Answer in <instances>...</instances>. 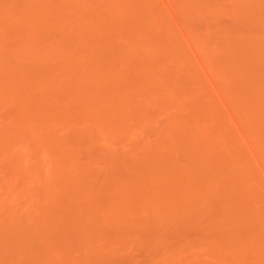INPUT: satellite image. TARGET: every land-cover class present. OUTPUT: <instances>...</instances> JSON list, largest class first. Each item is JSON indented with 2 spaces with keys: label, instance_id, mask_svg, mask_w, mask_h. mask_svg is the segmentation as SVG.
Masks as SVG:
<instances>
[{
  "label": "bare ground",
  "instance_id": "1",
  "mask_svg": "<svg viewBox=\"0 0 264 264\" xmlns=\"http://www.w3.org/2000/svg\"><path fill=\"white\" fill-rule=\"evenodd\" d=\"M51 1L52 0H31L29 1V4H25V5L21 4V6L24 7H21L20 8L21 10L19 9V11H16L15 14L10 13L12 15L8 14L9 13L8 11H10L11 8L13 7L12 5L11 7L8 4L9 1H7L8 3L6 2L7 4L5 3L3 4L2 2L3 5L0 3V10L2 11V13L0 14V115L1 112L2 113L5 112L4 111L5 108L6 110H8L7 109L8 107L10 108V110H13V114L10 116L14 117V119H12L8 113H4L6 115L8 114V118H10V120L11 119L13 120L12 123L9 122L10 124H12L11 129L13 131L12 130H10V132L6 131L7 129L6 128L4 129V127L6 126L4 127L1 126L0 128V129L3 128L5 130V131L3 130L0 131V133L2 131L4 133L1 134L0 136V159L5 161L4 163L3 161H0V163H2L0 164V166L2 169V167L4 168V166L2 165L6 163L4 169L5 170L8 169L11 172L13 171V173L16 171L15 172L16 175L18 173L17 171L25 172L24 174L26 175L27 179L25 178L26 181L24 180L25 181V183L23 182L24 185L18 186L20 191L17 190H16L17 192L15 191L14 187L16 188L17 186H15L14 184H10V183L8 184V185H14L13 187L14 190L12 188L10 189L9 188L10 186L7 187V185L6 184L5 185L6 188L10 189V193H11L10 195L14 196V192H16V195H18V193L20 195L24 194L25 197H27L26 199L29 202V204L32 205L33 203L30 202H35L34 205L31 206L32 208L30 210V214L26 215V218L28 217L29 219L27 218L26 221V218L21 216L25 218L24 221H26L27 223L29 222L31 224V220L36 219L32 221V224L34 223L36 225V223L39 221L38 218L41 217L40 215L43 216L46 215L45 212L48 210L47 208L50 207V205H54L55 203L57 204V206L59 205L58 207L60 209V214L57 215V217L55 215V217L58 218V216H60L62 219H64L63 221H61L62 219L61 220L59 219V221H61L62 223L65 222L63 223L65 229L63 228L62 231L63 240L61 238L62 235L60 233V238L58 239H60L61 244L59 245L58 242H56L57 244H55V246L54 244L53 245L51 244L52 248L54 246V248L56 247L57 249L56 248L52 249L50 247L49 249L52 251L51 253L50 250L47 251L44 249L45 250L44 251L43 247L41 246L42 250L40 251L42 253L41 255L39 254V256L35 254L36 251H33L34 249L32 250V248L29 245H27L29 244L30 240L32 241V239L30 238L27 239L28 243L25 240L26 244H24L23 246L21 245L17 246L18 243L21 242L22 240V237L19 236L22 235L21 233H24L23 228L30 226V224H26L24 221L23 223H19V220H23V218L20 217L18 218L19 220L15 221L18 216L15 215L16 213L13 214L14 211L10 210L11 212L7 213V215L5 214L6 216H4V218H2L3 215L1 213L2 216H0L1 217L0 220L3 222L2 224V222L0 221L2 224L1 226L4 225L3 227L5 228V225H8L9 227L10 225L12 226L15 225L16 227L14 229L16 230L15 232L11 233L12 230L9 229V227L7 226L10 232L9 234L11 235L8 236L9 238L7 241L5 239H2V241L4 240V242L2 243L3 249L4 247H6L5 245H7V247L11 246L10 248L13 249L12 248L13 243L14 244L17 243L16 248L17 247L24 248V246L27 245L25 246V249H27L29 246V250L31 249L33 251V257L31 252L27 253V255L29 256L27 255L25 256H27L30 261H31L30 257L33 258L32 261L30 262L28 259H24L19 262L16 261L17 264H37V263L49 264L50 261L49 258H52L51 256H49V254L53 255V253L56 251L54 253L55 255H53L56 257L57 251H59L60 253L61 251L60 249L62 248L64 249L66 246H67L66 249H69L70 251L71 249L68 247V244H70L69 241L70 239H72V241L76 239L75 240L76 243H74L75 241H73L75 247L74 244L72 243L71 244L73 245L72 248L73 252L78 251L79 254L77 252H74L76 253L75 255H77L75 256L73 253L74 257L72 256L69 257L67 255L68 259L65 261L66 264H100V263L102 264L103 262L102 260H105V258L108 255L110 256V254L115 250L120 249V247L122 246L124 247L123 242L126 241L125 239L130 238V236L133 237L132 235L136 234L135 232L136 230L143 228H149V229L152 228L156 232L154 234L153 239L151 237L150 240L151 241L153 240L152 241L153 244L159 245V242L163 240L162 237L165 236L164 233L166 232L168 233L169 226L171 228L172 226H174L172 224L180 225L182 224V222L186 220V218H189V216L190 217L194 216L197 219L200 218L201 220L200 219L198 220H200L202 224L203 221H205L206 225H208L207 226L208 229L209 227L212 226L211 229L214 230L213 229L214 227L215 230L211 235L213 236L214 234H216L214 235L215 237H213L211 240L208 239L209 241H206L207 238H205L203 239V241L205 240L206 242L204 241L202 243L201 241L200 242L198 241L197 243L194 239H193L194 241H190L192 244L188 242V240H186L187 243L186 241L185 242L182 241L184 242V244H182L177 248L172 247L173 249L170 248V246H166L168 245L169 242L165 245L164 244L165 240H164L162 241L163 243L162 245L170 249V251H168L169 255L165 254L166 256L165 257L163 254L165 251L161 253L163 249L161 251L160 247L158 246L156 247L155 245L152 244V247L155 246L156 248L160 249V251L158 250L159 252L157 251L158 252L157 255L161 254L162 257L163 258L165 257L166 259L167 256H170L173 253L174 255L173 254L172 255L174 258L170 256L171 261L172 259L173 260L176 258L179 259L180 256L183 258L185 257V259H183L185 261L181 260L182 259L181 257H180V261H178V259L174 260L175 261L174 263L177 264L179 262L181 263L186 262L187 259L186 257H190L185 255L188 253L190 254L192 253L194 255L196 254L195 257H193L194 255L192 256L193 258L196 259L195 262H197L198 260L199 261L201 260V262H203L202 258L205 255L204 256L201 255L203 256L201 258L199 255L201 254V252L202 253L205 252L207 254L206 256L209 258H207L208 260H206L205 259L206 256H205L204 258L205 261L203 263L201 262L198 263L199 262L198 261L197 264H264V192H262V190L264 189H262L261 187L260 184L261 182H259L257 177L258 175L251 167V164H249V162L247 161L243 147L225 128L224 124H222L221 126L220 123V126H218L217 128L214 127V125L212 124L211 121L217 120V122L219 123V119H220L215 109L214 112L212 109L211 111L208 110L207 113L209 114L207 116L201 117L203 119L205 118V120L207 121V123L205 124L209 127L207 128L211 129V131L209 130L206 133L205 131L204 132L202 131L203 128L199 127V125L201 126V123L198 118H196L198 119L196 120V119H192L193 118L192 117L191 121H189L190 119L187 118L188 120H186L187 121L186 122L185 119L184 121L183 119H181L186 116L185 115L184 117H182L183 114L181 115V118H180V114L179 116L174 115V117L172 116L171 118L169 117L170 118L169 120L171 122L169 126L167 124H164L162 125L163 130L161 131V127L160 130H158V132L160 131L159 133L156 130L155 131L157 133L155 131L150 133L151 135H155L156 133V135L153 138V141H151L152 143L151 145L149 146L147 145L146 147H144L145 146L144 143L137 140L141 145H143L144 148L137 141L134 142L135 145L131 146L134 149V151L132 150L133 154L137 155L138 158L137 156L134 155L137 161L135 159L132 163L135 164H133L132 166V164L130 163L131 168L129 167L130 164L127 165L129 169H127L128 170L127 171L128 173H126L127 175H123L125 177L122 178L119 177L120 179L116 178L117 176L116 174L118 173L117 172L118 170L116 171L114 169L112 170L109 168L110 175H112L111 177L110 176L109 177L113 181L109 183L110 184L109 186H107L108 184L105 185L103 189H101L102 187L101 188L99 187V190L95 189L96 187H98V185L94 187V182L95 180H97L96 178L97 175L94 174L96 173L93 171L95 169L91 170L92 160L89 161L90 158L89 156H91L92 152L95 151V147H97L98 149V145L102 144V142L108 143L109 141L111 143L113 139L117 141L116 139L117 137L119 141L120 138L121 139L142 138L144 134L147 133V131H149L148 128L146 129V127H148L147 126L148 123L152 122V120L155 119V117L159 115L161 112L164 113V110L165 113L169 112L166 111V109L170 106V102H171V100L169 101L170 99L169 94H171L169 92L174 91L173 88L174 86L178 87V85H176L177 83H175L176 80H174L173 82L174 85H171L172 83L171 77H173L174 79L175 76L174 75L175 73H173L174 76H171L172 74L171 70L172 71H175V69L178 70L179 67V70L183 72V75L181 74V76L187 75L186 72L189 75L191 73L194 74V71L191 72L192 69H190V66L188 68V66L186 67L185 63L182 62L178 54L179 51L176 52L177 55L175 54L174 56V53L172 52L176 47L172 48V46L173 45L175 46L176 43H172L173 45H171L170 44L171 42L169 41L171 39L169 38H167L169 39L167 41L169 42L170 46L164 45L165 47H162V45L160 44V47L167 48L169 46L174 59H172L173 57L172 58L170 57L171 54L169 53L170 56L168 54L167 55L170 58H168L167 61L168 63L172 61V63L167 64L166 60L159 61L160 59L158 60L160 64L155 63V58H153L152 55L155 53V51L153 52V49L156 47L158 49L160 48H159V44L154 47V44L156 42L152 44V41L155 40L153 39L154 37H152L153 34L151 32L155 33L157 31L158 33L159 28H157L158 29L157 30L154 27V30L151 31L153 27L151 29L150 26L151 23H149L150 22L149 20L152 19L160 22V18L162 14L156 5L155 6L157 7L156 8L157 10L153 9V11L155 10V14H152L155 17L154 16L149 17L150 15L149 13H151L149 12L150 10L148 11L144 9L147 11V12L144 11L146 12L144 15H141L143 11L139 12L141 11V8L143 6L142 7L139 6L140 8L138 7V9L130 8L129 10V7L125 5H121V2L118 5L116 0H58L57 2L55 0H53V2ZM189 1L191 2L192 0ZM204 1H202L203 2L202 5L205 7L202 6L203 8L201 7L199 9L202 10H204V8L207 9L209 5H211L209 6L210 9L211 7L212 8L215 7V3L214 4L212 3L213 1L212 2L209 0L208 1L204 0ZM237 1L239 0L236 1L234 0V2L232 0V4L237 3ZM247 1L248 2L246 3L249 4L250 1L249 0ZM254 1L257 2V0H253L250 6L248 5L249 6L248 8H250L251 10L254 9L253 11H255V7H256L255 4H257ZM206 2H208L207 4L209 5L206 6L205 5ZM88 3L90 4L96 3V5L98 4V6L100 7V9L98 8L99 10L98 11L96 10L97 12L88 11L89 13H87V11L84 9L86 12L84 11L83 13L82 12L79 13L81 9L79 11L77 9L82 8L84 5L88 6ZM238 3L236 5H238ZM242 3L243 5H245L244 0ZM258 3L260 2L258 1ZM239 4L240 5H238V7L239 6L241 7L242 4L241 3ZM140 5H142L141 2ZM217 5L220 6L219 3H217ZM251 5L253 6L255 5V7ZM222 6L218 8L221 9ZM1 7L3 8L1 9ZM134 7L137 6L135 5ZM187 7L190 8L189 4ZM215 8L211 10L215 11L216 10ZM131 9L134 10V13L137 10L139 14L140 13L141 14L136 15L137 13L136 11V13L133 15V11ZM210 9L209 11H211ZM250 9L249 11H251ZM202 10H198V11H202ZM239 10L242 11L243 9L240 8ZM245 12H248V10ZM256 13L252 15H256ZM147 14H149L148 15L149 20L146 19ZM129 15L132 16L133 18L132 20L131 17H129ZM256 16L259 17L260 15L257 14ZM242 17L244 18V16ZM258 17L255 19H257L258 22L262 23L261 18H260L261 21H259ZM126 18H130L129 21L126 20ZM245 18L247 19V17ZM146 21L149 23V25ZM124 23H126L125 24L126 28L122 30V28L120 29V27H122L120 25ZM146 23L151 29L150 32L144 29ZM160 24L161 23H159L158 26ZM261 25H264V23H262ZM261 25L258 24V27L264 28V26ZM148 26H146V29L148 28ZM162 27L160 26V29H162ZM13 28H15V32H13L14 31ZM16 28L18 29V31L20 29H23L24 32L25 31L27 32L24 33L23 31H21L24 34H26L25 38L18 36L19 37L18 42L20 44L15 39H13L15 40V42L13 41L14 44L13 42L10 41L12 39V32L13 35L16 34L17 31ZM167 29L168 28H166V30ZM260 29L261 28H259V30ZM142 30L146 31L145 32L146 35H144L141 32ZM255 30H258V28ZM38 31H40L41 35H39ZM160 31L161 30H159V33H161ZM147 32L151 35L152 41L149 39L150 37ZM36 33L38 34V36L36 35ZM162 33L165 32L163 31ZM255 33L256 31L253 34L254 35L258 34ZM259 33L260 34H258L257 36L261 35L262 37H264V31ZM19 34L21 35V33ZM168 34L166 33L165 35L170 37ZM250 34L251 33L246 34L247 38L248 35ZM28 35L31 36L29 37ZM147 35L148 38L146 37ZM236 35L235 38L237 37ZM246 35L245 36L241 35L245 38H242L240 36L239 38L241 39L240 42L236 40L238 38L236 39L234 38L235 40L232 39L233 37L231 38V35L230 38L231 40H234L236 43L238 42L242 44L241 41L249 39L246 38ZM26 36L29 37L27 38V40H25ZM153 36H157V35L155 34ZM217 36L219 37L220 35ZM228 36L227 37L225 36V40L223 39L224 36L222 38L220 37V40L217 37L218 38L217 41L219 40L217 46L219 45L220 42L221 44L220 47H222L223 40L226 41L227 38V41L230 43L223 42L225 44L223 45L224 49L226 50L227 46L228 48L231 49L236 48V46L232 47V45H234L235 42L230 41ZM261 36L260 38L253 37V39L257 41V39L259 40L262 38ZM251 38L249 39V41H247L249 43V45H247V48H246V44H242V46L239 45L241 49L244 50L246 48V50H250L249 49L250 42H253L251 41ZM7 40H9L8 43H11L12 45L8 47L10 48L9 50L7 48L5 50V46L6 44H8ZM4 41H6V44L4 43ZM208 42H209L208 40L206 41V39H202L201 43L199 41V43L201 44V46L199 47L200 48L202 47V49H206V47L209 46V45L207 46ZM231 42H233V44ZM254 43L256 42L254 41ZM254 43H252L251 46L257 48L255 45H253ZM210 45H213V43L212 44L210 43ZM229 45L231 46L229 47ZM243 45H245L244 48H242ZM2 46H4V48H2ZM254 47H250V48H254ZM169 48L167 50H169ZM224 49H222L221 53L224 52L223 51ZM261 49L260 51H262ZM160 50L163 51V49ZM164 50L166 51V49ZM253 50L254 49H252V52ZM256 50L257 49H255L253 53L250 52L251 50L246 51L247 53H250V55L248 54L249 56L246 55L247 57H245V52L242 51L243 52L242 55L245 58L249 57L251 60V57L255 58L253 55H251V53L254 54L255 52H259V55L262 53ZM227 51H231V50L228 49ZM4 53L7 54L6 56H8L10 60L8 64L5 65L4 63L1 64V60L3 61L4 59L3 57ZM213 54L215 55V53ZM262 55L259 56L260 59H262ZM213 56L210 58H212L211 63H213L212 65H214L213 68L214 72H216L217 75L218 73L219 75H221L220 74L221 71L219 70L221 69L220 63H218L217 60L218 58L215 57L217 56V52L216 55L214 57ZM258 56L255 59L256 61L258 59ZM157 57H156V62L158 59ZM253 58L251 62H255ZM260 59L258 60L260 61ZM223 60L225 61V59ZM259 61L256 62L258 63L257 65L259 66L264 65V60H261L262 64ZM23 62H26L25 64L26 67L21 66L24 65ZM251 62H250L251 66H254V68H256L257 65H252L253 63ZM164 63L166 65H164ZM217 63L219 65H217ZM233 63L235 62L233 61ZM240 66L243 65L241 64ZM249 66L250 65H248L247 66L248 69L246 68L247 70H245L247 71V74L243 72V74H239V76L241 75L242 78H244L247 77L246 75L249 74L248 75L249 77L250 74L252 73L251 71H249V69L251 68V66L250 68ZM259 66H257V68H259ZM182 67H184L185 69H183ZM179 70L177 72L181 73V71ZM118 72L120 73V75H122L121 78L120 76L118 77L116 75L118 74ZM258 73L260 72L258 71ZM230 76L232 75L230 74ZM235 76L234 78H236ZM241 76L239 78H241ZM69 77L70 79L72 77V79L77 81L76 83L74 82V84H77L80 81L85 82L87 80L88 81L90 80V83L89 82L87 83L88 86L86 85V82L84 83V85L87 88L83 87L81 82L80 87L82 86L83 90L84 88H86V91L85 90L83 91L81 89L82 91L81 93V91L77 89L78 91H80L78 92L75 87L77 86L78 88L79 86L78 84L75 86L72 85L73 86L72 89L75 87L74 89L76 90V94L80 93L79 96H76L75 94H73V92L71 93L70 90L69 91L66 90L67 93L69 94H67L66 91L65 93L67 95L65 93L62 94L63 88H61V86L63 87V85L66 86L68 84V82H66L67 80L65 81V79L66 78L69 79ZM182 78L186 79V77H182ZM237 80L239 79L237 78ZM190 81H192V79ZM253 81L255 82V80ZM260 81L259 83L264 84V82H260ZM64 82H66L67 84L66 83L64 84ZM70 84L69 86H71ZM257 84H258V80L257 83L255 82V84L252 85L257 86ZM187 85L184 86L189 87V85L188 86ZM258 85L260 86V90L258 89L259 86H257L258 88L252 86L253 87L252 90L248 89V91H250L249 93L247 92L248 95L246 94V92L244 94L239 93L242 94L243 96L239 98L240 101L239 103L237 102L238 104L234 102L237 105V108L239 109V110L236 109L238 115L242 117L243 121L246 119L247 123L248 120L249 121L251 120V123L260 122L264 124V114H262L264 113V90L261 91V89L264 88V85L262 86L260 84ZM58 88H61V93H59L60 91L57 93ZM232 88L233 86L231 87V89ZM235 88L234 90H236ZM52 90L55 91L56 94L53 93ZM166 91H167L166 94L169 95L168 96L169 102L167 101L165 95ZM83 93H84V97L81 96V94L83 95ZM59 94L60 95L62 94L63 96L61 97ZM234 94L235 93H233V95ZM172 95H171V99L172 97H175ZM79 97L83 99H80ZM233 99H237V98H232V100ZM75 100H79L77 106ZM69 103H72L71 105L75 103L74 106H76L75 109H72L70 107V109L73 110L70 111L69 109L70 112H68L69 107L66 108L65 106V105L68 106ZM56 105L57 108L59 109L54 110ZM37 106L39 109L37 108L36 111ZM50 106H54V107H50ZM45 107L47 109H45ZM258 110L262 111V112L260 111L261 112L260 116L256 114V111ZM28 112H32L29 113L28 116L29 117L31 116L32 119L34 118L33 120L32 119L26 120L23 117L27 115ZM34 112L36 114L38 113V115L36 116ZM181 112L182 111H180V113ZM4 114H2L3 119L9 120L4 117L5 116ZM32 114H34L35 117H33L34 115L32 116ZM14 120H16V122H14ZM201 122L203 124L202 120ZM72 125L73 126L78 125L80 126V129L76 130L75 127H72ZM166 126L168 127L164 128ZM212 126L214 130L216 129V131L213 134H210L211 132H213L212 131L213 129L211 128ZM70 127L74 129V133L72 132L73 130L71 131V133H73L72 135L73 137L71 138V140L66 137L62 138L57 134L58 129H65V128L68 129ZM205 130L207 129L205 128ZM5 132L7 133L5 134ZM149 132L147 134H149ZM203 133L207 135L205 136ZM254 133L257 135L258 131L257 133L256 132ZM69 136L71 137V135ZM190 136H192V138ZM146 137L149 138L148 136H145V140ZM114 140L112 142H114ZM149 140L151 139L149 138ZM256 147L258 148L261 154L260 156L264 158V132L258 135ZM103 150L100 152V155L104 157L103 160H105L106 158L107 160H110L109 161L110 163L111 161H113L114 164L111 163L113 165L111 167L114 168L116 166L115 162L118 161L117 160L118 158H116L115 154L113 156V154H110L111 152L108 153V150L107 151H103ZM97 152L99 151L97 150ZM82 153H83V157L84 156L85 157L80 159L79 155ZM181 153L184 154L185 157H187L185 159L186 161L183 160L185 163L179 162V160H177L178 158L177 155L178 154L181 155ZM25 155H27L28 157L30 155L32 156L31 161L33 162V164L31 165L29 164L30 166L28 167H25L23 165L25 162L24 163L22 162L23 161L22 159H24L23 157ZM83 159L85 160L83 161ZM116 167L115 169H117ZM21 177L24 176L21 175L20 178ZM50 182H52L53 184ZM236 186L238 187L237 190H236L237 188ZM38 187L44 188L43 191L42 190L39 191L42 188H38ZM35 188H37L38 190H36ZM32 190L39 192L38 194L42 192L43 196L40 194L39 198L35 197L34 196L35 192H32ZM31 194L33 195L34 199L31 197ZM38 194L36 193L35 195L37 196ZM20 198L21 197H19V200ZM19 200L17 203H15L16 205H18V208H20L21 206V205L19 206V202H20ZM23 203L24 202H20V204ZM35 204H37L36 206H38L39 208L34 207ZM3 205L6 206V204ZM12 206L14 205H11V207ZM62 209H64L62 212H65V214L61 212ZM42 210L43 211L45 210L44 213ZM61 213L64 215H62ZM21 214H23V212H21ZM47 220L48 223L50 224L51 221L49 222V219ZM42 222L44 223V221ZM106 225L109 226L112 225V227L110 226L111 227L110 228L109 226H107L108 228L107 229ZM22 226L23 228H21ZM49 227L51 228V226ZM114 227L116 228V231H118V229L119 231L120 229L125 230L128 235H126L125 232L124 235L122 232H121L122 234H120L119 232H115ZM50 228H47V230L46 229L45 230L48 231ZM53 228H54L53 230H55V227ZM112 228L114 231H112ZM35 230L36 228L34 227L33 231ZM106 230H108V234H110L109 231H112L110 235H112L114 232L117 234L115 235L113 234V236H107L106 234H104L105 233L104 231ZM134 232L135 234H133ZM40 234L41 232L39 234L36 233V235H39L38 238L41 237ZM4 235H6V231ZM4 235L3 237H6ZM52 235L50 234L49 236ZM23 236H25V233ZM73 236L76 238H74ZM98 236H100L99 239ZM42 240L44 244L45 239ZM100 240L103 241L101 242ZM5 242L6 244L4 245ZM9 242L12 244H10ZM50 242L52 241H49V243ZM141 242L143 241L141 240L140 243ZM146 242H143V244ZM193 242H196L197 244H193ZM35 243H37L36 240ZM66 243L68 244L66 245ZM168 248L165 249L169 250ZM25 249L22 250L24 251ZM38 249H40V246L37 247V250ZM18 251L20 252V250ZM18 251L16 252L17 254L19 253ZM25 252L27 251L25 250ZM47 252L50 253L48 254ZM3 254L4 256H7V254L5 253ZM34 255L35 256L37 255L36 258L38 259L35 258L36 260H38L37 262H34L35 261ZM197 255L200 257V259H197L196 257ZM20 256L23 257L24 254H21ZM41 256H44L45 260ZM160 256L157 257L159 259H162L163 262L164 259L161 258ZM19 257L16 258V260L17 259L20 260ZM39 257L42 260H39ZM59 257L60 258L58 257L56 258L58 259L62 258L61 255ZM46 259H49V261H47ZM53 260H55V258H53L51 261ZM63 260L62 262L61 260L58 261L57 264H62V263L65 264ZM155 260H152L150 264H159ZM51 261L50 263L52 264L53 262ZM193 262L194 260L192 261V263ZM54 263L56 264V262Z\"/></svg>",
  "mask_w": 264,
  "mask_h": 264
},
{
  "label": "rangeland",
  "instance_id": "2",
  "mask_svg": "<svg viewBox=\"0 0 264 264\" xmlns=\"http://www.w3.org/2000/svg\"><path fill=\"white\" fill-rule=\"evenodd\" d=\"M7 1H9V3L7 2ZM26 1L27 0H3V1H1L0 0V3L2 4V2H3V4L5 3V4H9L10 6L12 5L13 7H14V5H15V7H17V8H15L14 7V9H13V7L11 8V10L10 11H8V12H6V13H8V14H10V13H12V14H15V12L16 11H19V9L21 8V7H24V6H21V4H29V1H31V0H29V1H27V3H26ZM56 2L58 1V0H55ZM55 1H54V3H55ZM139 0H116V2L118 3V5L120 4V2H121V5H125V6H127V7H129V10H130V8H136V9H138V7L139 6H143L142 8H141V11H139V12H142L143 11V13L141 14V15H144L147 11L146 10H150L149 12H151V13H149V14H147L146 16L148 17V15H149V17H153L154 15H152V14H155V10H157L156 8L158 7L159 8V10H160V12H161V14H162V16H161V18H160V22L159 21H157V20H149V17L147 18L146 17V19L147 20H149L150 22L149 23H151V29H152V27H153V29L151 30L150 28H149V23H148V25H147V23H146V25H145V30H148L149 32H150V30L151 31H153L154 30V27H155V29H157V28H159V30H161L160 32L162 33L163 31L165 32V33H159V30H158V33L160 34H158L157 33V31L155 32V33H153V32H151L153 35H157V36H153L152 35V37H154L153 39L155 40V41H152L151 39H152V37H151V35L149 34V39L152 41V44H154V42H156L155 44H154V47L155 46H157L158 44H159V48L160 49H163V51L162 50H160V49H158L157 47L156 48H154V49H156V50H154L153 49V52L155 51V53L154 54H152L153 55V58H155V63L156 64H160V62L159 61H161V60H168V58H172L173 57V54L172 53H174V56H175V54L177 55V53L176 52H178V54H179V57H180V59L182 60V62H184L185 63V65H186V67L188 66V68H189V66H190V69H192V71L191 72H193L194 71V74L193 73H191L190 75L186 72V70L188 69H186L185 70V72H186V74L187 75H185V76H181V74L183 75V72L181 71V70H179V67H178V70L179 71H181V73L179 72H177L178 70L177 69H175V71H172L171 70V72H172V74H171V76H174V79H173V77H171V81H172V83H171V85H174L173 84V82H174V80H176L175 81V83H177L176 85H178V87L176 88L175 86L173 87L174 88V91H171V92H169V93H171V94H169V95H167L166 93H167V91L165 92V95H166V98H167V101H168V99H169V101L171 100V102H170V106L166 109V111H169L168 113H170V114H168V113H165V110H164V113L163 112H161L159 115H157L156 117H155V119H153L152 120V122H150V123H148L147 124V126L148 127H146V129L148 128V130L150 131H147V133L149 132V134L151 133V132H154L155 130L158 132V130H160V127H161V131L163 130L162 129V125H164V124H167L168 126L171 124V122H170V118H171V116L172 117H174V115H178L179 116V114H180V118H181V115H182V117H184L185 115V117L184 118H181V119H183V121H184V119H185V121L186 120H188L187 118H189L190 120L189 121H191L192 119H196V118H198L199 120H200V123H201V126L199 125V127L200 128H203V132L205 131V133L206 132H208L209 130L211 131V129H208L209 127L205 124V123H207V121L205 120V118L203 119V118H201V117H203V116H207L209 113H207L208 112V110H210L211 111V109L213 110V112H214V109L216 110V112L218 113V115H219V118L221 119H219V123L217 122V120H214V121H211L212 122V124L214 125V127H218V126H220V123H221V126H222V124H224V126H225V128L231 133V135L236 139V141L243 147V149H244V152H245V155H246V158H247V161L249 162V164H251V167L253 168V170L256 172V174L258 175H256L257 177H258V180H259V182H261L260 184H261V187H262V189H264V158H262V156H260L261 154H260V152H259V150H258V148L256 147V145H257V140H258V135H260V134H262V132H264V124H262V123H260V122H257V123H254V122H252L251 123V120L249 121L248 120V123H247V120L245 119L244 121L242 120V117L240 116V115H238V112H237V110H239L238 108H237V105L236 104H238L239 103V101H240V99L239 98H241V96H243L242 94H244L245 92H246V94H247V92L249 93L250 91H248V89L249 90H252L253 89V87H257V86H259L258 84H260L261 86L262 85H264V84H261V83H259V81L260 82H264V80H262V79H264V76H262V75H264V65H261V66H259V65H257L258 63H256L257 61H259L258 59H260L259 58V56L260 55H262V54H264V43H262V42H264V37H262L261 35V39H257V41L255 40V39H253V37H259L260 38V36H257L258 34H260L259 32H262V31H264V30H262V29H264V28H262V27H258V24L259 25H261L262 23H264V11H262V10H264V4H262V3H264V0H257V2L256 1H254V2H256L257 4H255L256 5V7H258V8H256L255 7V5L253 6V5H251V6H253V7H255V11H253V10H251L250 8H248L249 6H250V4L253 2V0L251 1V0H249L250 2H249V4H247L246 2H248L247 0H244V3H245V5H243V0H239V1H237V3L239 2V3H241L242 5H241V7L239 6L238 7V5H240L239 3H238V5H236L237 3H233L232 4V0H209V1H213L212 3L214 4L215 3V7H217V8H215V7H213V8H215L216 10L215 11H213V10H211V9H213L212 7H211V9H210V7L209 6H211V5H209V4H207L208 2H206V6L207 5H209L208 6V8L211 10V11H209V9L207 8V9H205L204 8V10H202V9H199V8H201L203 5H202V1H204V0H201V3H200V0H192L191 2L189 1V0H140L139 2H138ZM152 1H153V4H152ZM206 1H208V0H206ZM215 1H217V2H215ZM224 1H225V3H224ZM226 1H228V2H226ZM236 1V0H235ZM240 1H242V2H240ZM258 1L260 2V3H258ZM7 2V3H6ZM19 2V3H18ZM51 2H53V0L51 1ZM124 2V3H123ZM125 2H126V4H125ZM140 2L142 3V5H140ZM151 2V3H150ZM233 2H234V0H233ZM138 3V4H137ZM199 3V4H198ZM204 3H205V1H204ZM217 3H219L220 4V6H222V5H224V6H222L221 7V9H219L218 7H220L219 5H217ZM230 3V4H229ZM2 4V5H3ZM18 4V5H17ZM147 4H148V6H147ZM188 4H189V6H190V8L189 7H187L188 6ZM260 6H259V5ZM17 5V6H16ZM92 5H94V6H92ZM129 5V6H128ZM132 5V6H131ZM137 6V7H134V6ZM157 7H156V6ZM231 5H233V6H231ZM249 5V6H248ZM18 6H20V7H18ZM198 6V7H197ZM200 6V7H199ZM213 6V5H212ZM236 6H237V8H236ZM4 7V6H3ZM3 7H1V9L3 8ZM6 7H8V6H6ZM146 7H148V8H146ZM183 7V8H182ZM203 7H205V6H203ZM202 7V8H203ZM234 7V8H233ZM243 7V8H242ZM244 7H245V9H244ZM100 9V7L98 6V4L96 5V3H92V4H90V3H88V6L87 5H84L82 8H79V9H77L78 11L80 10V12L79 13H83L85 10L87 11V13H89V12H95L96 10L98 11L99 9ZM140 8V7H139ZM194 8V9H193ZM196 8V9H195ZM241 8V9H243L242 11L241 10H239V9ZM247 8V9H246ZM6 9H9V8H6ZM83 9V10H82ZM85 9V10H84ZM92 9V10H91ZM128 9V8H127ZM131 9V10H132ZM135 9V10H136ZM144 9H146V10H144ZM153 9H155L154 11H153ZM191 9H192V11H191ZM218 9V10H217ZM249 9L251 10V11H249ZM257 9H259V10H257ZM21 10V9H20ZM198 10H202V11H198ZM248 10V12H245V11H247ZM257 10V11H256ZM1 11V10H0ZM85 11V12H86ZM89 11V12H88ZM96 11V12H97ZM133 11V15L136 13V11H135V13H134V10H132ZM144 11H146V12H144ZM152 11H153V13H152ZM185 11H187V12H185ZM189 11V12H188ZM139 12L137 11V13H136V15L137 14H139ZM240 12V13H239ZM252 12H254V13H252ZM256 12H258V13H256ZM2 13V11L0 12V14ZM246 13H248V14H246ZM255 14L256 13V15L258 14V15H260L259 17L258 16H256V15H252V14ZM12 14H10V15H12ZM139 14V15H140ZM239 14V15H238ZM243 14V15H242ZM251 14V15H250ZM242 16H244V18L242 17ZM249 16V17H248ZM254 16H256V17H254ZM128 17V16H127ZM129 17H131V20L133 19L132 18V16H130L129 15ZM136 17V16H135ZM155 17V16H154ZM163 17V18H162ZM245 17H247V19L245 18ZM258 17V19H259V21H261L262 20V23L261 22H258L257 21V19H255V18H257ZM260 18H261V20H260ZM129 19L130 18H126V20H128L129 21ZM154 19V18H153ZM162 20V21H161ZM255 21V22H254ZM258 22V23H257ZM159 23H161L159 26H158V24ZM126 23H124V24H122V25H120V26H122V27H120V29L122 28V30H124L125 28H126V25H125ZM253 25H255V26H253ZM257 25V26H256ZM146 26H148V28L146 29ZM158 26V27H157ZM160 26L162 27V29H160ZM261 26H264V25H261ZM213 27V28H212ZM253 27V28H252ZM166 28H168L167 30H166ZM216 28V29H215ZM258 28V30H259V28H261L260 30H259V32H258V30H255V29H257ZM163 29H165V30H163ZM171 29V30H170ZM214 29V30H213ZM219 29V30H218ZM253 29V30H252ZM13 32H15V28H13ZM16 34L19 32V33H21V35L19 34H14L13 35V32H12V39L10 40L11 42H15V40H17V42H18V39H19V37L18 36H21V37H24L25 38V35L26 34H24L25 32L23 31V29H20L19 31H18V29L16 28ZM145 30H142L141 32L144 34V35H146V31ZM163 30V31H162ZM203 30V31H202ZM228 30V31H227ZM233 30V31H232ZM236 30V31H235ZM21 31H23V32H21ZM169 31V32H168ZM206 31H208V32H206ZM225 31V32H224ZM251 31H256V33L255 34H257V35H254L253 33L254 32H251ZM39 32V35H41L40 34V31H38ZM37 32V33H38ZM141 32H139V33H141ZM175 34H173V33ZM204 32V33H203ZM218 32V33H217ZM230 32V33H229ZM247 32V33H246ZM27 33V32H26ZM36 33V35L38 36V34ZM42 33V32H41ZM168 34L170 37H173V38H170V37H168L167 35H165V34ZM226 33H227V35H226ZM245 33V34H244ZM248 33H251L250 35H248V38L250 39L251 37V41H253V42H250V46H249V49L251 50H246V48H247V45H249V43L247 42V41H249V39L247 38V35L246 34H248ZM24 34V35H23ZM164 34V35H163ZM172 34V35H171ZM223 34H225V35H223ZM237 36L236 38H240V36L241 35H246V38L248 39V40H244V41H241V43L242 44H246V48L244 49V50H246V51H250V52H252V49H257L256 51H260V49H261V47H262V51H260V55H259V52H255L254 54H252L253 52H254V50H253V52L251 53V55H253L255 58H253V57H251V60H250V58L248 57V58H245V57H247L246 55H250V53H247L246 51H244L243 49H241V47L239 46V45H241L242 46V44H240V43H236L234 40L236 39L235 38V35ZM252 34H253V36H252ZM16 35V36H15ZM138 35H140V34H138ZM174 35V36H173ZM217 35H220L219 37L217 36ZM229 35V36H228ZM230 35H231V38L232 39H234V40H231V38H230ZM234 35V36H233ZM238 35H239V37H238ZM29 37L31 36V35H28ZM161 36V37H160ZM167 36V37H166ZM205 36V37H204ZM219 38V40H220V37L222 38L223 36V39L225 40V36L227 37H229V39H230V41H233V42H235L234 43V45H232V47H234V46H236V48H228V46H227V48H226V46H225V48H226V50L224 49V47H223V45H225L224 43L225 42H227V43H230V42H228L227 41V38H226V41H224L223 39H221V40H223V42H222V47H220L221 46V44H220V42H219V47L217 46V43H218V41H217V37ZM21 37H20V39H21ZM29 37H27L26 36V39L25 40H27V38H29ZM147 38H148V35L146 36ZM201 37V38H200ZM206 37H209L210 38V40H209V38H206ZM242 38H245V37H243V36H241ZM24 38H23V40H24ZM167 38H169V39H173L172 41L171 40H169V39H167ZM176 38V39H175ZM13 39H15V40H13ZM202 39H206V41L208 40L211 44L213 43V45H210V43L208 42L207 43V46L208 47H206V49H209L210 47L213 49H209V50H206V49H202V47L200 48L199 46H201V41H202ZM228 39V40H229ZM236 39L237 41H239L240 42V40L241 39ZM9 40H7V43H8V41ZM162 40V41H161ZM167 40H169L171 43V45H173L172 43H176L175 44V46L173 45L172 46V48L173 47H176L175 49H174V51H173V49H172V53H171V49L169 48V46H170V44H169V42L167 41ZM213 40H215V41H213ZM22 41V40H21ZM20 41V42H21ZM158 41V42H157ZM173 41H175V42H173ZM199 41H200V43H199ZM213 41V42H212ZM217 41V42H216ZM254 41L256 42V43H254ZM259 41V42H258ZM14 42H13V44H14ZM216 42V43H215ZM233 42H231L232 44H233ZM4 43L6 44V41H4ZM19 43V42H18ZM151 43V42H150ZM165 43V44H164ZM167 43V44H166ZM226 43V44H227ZM248 43V44H247ZM252 43H254L253 45H255L257 48H255L254 46H251V44ZM5 44H3V45H5ZM10 44V45H9ZM20 44V43H19ZM151 44V45H152ZM160 44L162 45V47H165L166 45H169L167 48H161L160 47ZM214 44H216V45H214ZM236 44V45H235ZM238 44V45H237ZM165 45V46H164ZM228 45V44H227ZM258 45V46H257ZM10 46H12L11 45V43H8V44H6V46H5V50H6V48L9 50L10 48H8V47H10ZM213 46H214V48H213ZM231 45H229V47H230ZM238 46V47H237ZM244 46L245 45H243V47L242 48H244ZM250 47H254V48H250ZM259 47V48H258ZM2 48H4V46H2ZM169 48V50H167ZM219 48V49H218ZM224 49L223 51V53L224 54H226V55H224L223 53H221V51H222V49ZM237 48H240V49H237ZM21 49H23V48H21ZM158 49V50H157ZM164 49H166V51H169V52H166ZM177 49V50H176ZM202 49V50H201ZM216 49V50H215ZM218 49V50H217ZM231 50V51H227V50ZM4 50V49H3ZM25 50V49H24ZM23 50V51H24ZM157 51H158V54H157ZM159 51H161V52H159ZM237 51V52H236ZM241 51V52H240ZM245 52V57L242 55V53L243 52ZM6 52V51H5ZM139 52V51H138ZM216 52H217V56H215L216 55ZM220 52V53H219ZM234 52H236V53H234ZM169 53L171 54V56L169 55ZM209 53H210V55H209ZM213 53H215V57L216 58H218L217 60H218V63H220V68L222 69H219L222 73H223V75H222V73L220 72V74L221 75H219V73H218V75H217V73L216 72H214V65H212L213 63H211L212 62V58H210V57H212L213 55L212 54ZM229 53V54H228ZM231 53V54H230ZM240 53V54H239ZM170 56V57H168V55ZM218 54H220V55H218ZM7 54H5L4 53V55H3V57H4V59H3V57H2V59H3V61L1 60V64L2 63H4V65L5 64H8V62L10 61L9 60V57L8 56H6ZM155 55H159L158 57L157 56H155ZM208 55V56H207ZM222 55H223V57H222ZM238 55H239V57H238ZM248 55V56H249ZM259 55V56H258ZM6 56V57H5ZM213 56V57H214ZM258 56V59H257V61L255 60L256 59V57ZM156 57L158 58L157 59V62H156ZM161 57V58H160ZM220 57V58H219ZM230 57V58H229ZM8 58V59H7ZM243 58V59H242ZM252 58L254 59V61L255 62H251L252 61ZM7 61H6V60ZM160 59V60H159ZM172 59H174V57L172 58ZM223 59H225V61L223 60ZM246 59V60H245ZM6 62H5V61ZM159 60V61H158ZM169 60H171V59H169ZM184 60V61H183ZM261 60H264V55H262V59H260V61L259 62H261V64H262V61ZM154 61V60H153ZM220 61V62H219ZM231 61V62H230ZM233 61L235 62V63H233ZM249 63H248V62ZM165 62V61H164ZM188 62V63H187ZM241 62V63H240ZM250 62L251 63H253L252 65H257V66H259V68H257V66H256V68H254V66H251V64H250ZM161 63H163V62H161ZM172 63V61L170 62V63H168V61H167V64H171ZM183 63V64H184ZM217 63V65H219ZM247 63V64H246ZM23 64L24 65H21V66H25L26 67V62H23ZM243 65V66H240V65ZM163 65V64H162ZM164 65H166L165 63H164ZM192 65V66H191ZM226 66V68H225V66ZM248 65H250L251 66V68H250V66H249V68L251 69H249V71H251L252 73L250 74V76L248 77V75H246L247 77H244V78H242V76H241V78H239L240 76H239V74H243V72L244 73H246L247 74V71H245V70H247L248 68H247V66ZM223 66H224V68H223ZM231 66H232V68H231ZM235 66V67H234ZM236 66H237V68H236ZM238 66H239V68H238ZM192 67V68H191ZM181 68V67H180ZM183 69H185L184 67H182ZM236 70H235V69ZM241 68H243V69H241ZM247 68V69H246ZM254 68V69H253ZM36 69V68H35ZM195 69V70H194ZM224 69V70H223ZM239 69V70H238ZM262 69V70H261ZM177 70V71H176ZM231 70V71H230ZM243 70V71H242ZM196 71V72H195ZM225 71V72H224ZM240 71H241V73H240ZM256 71V72H255ZM258 71L260 72V73H258ZM177 72V73H176ZM184 72V73H185ZM233 72V73H232ZM173 73H175L174 75H173ZM215 73V74H214ZM226 73V74H225ZM259 75H258V74ZM262 73V74H261ZM179 74H180V76H179ZM230 74L232 75V76H230ZM118 77L120 76V78H121V76L122 75H120V73L118 72V74H116ZM225 75H227V76H225ZM236 75V76H235ZM245 75V74H244ZM243 75V76H244ZM222 76V77H221ZM234 76L236 77V78H234ZM117 77V78H118ZM182 77H186V79L185 78H182ZM196 77V78H195ZM231 77V78H230ZM260 77V78H259ZM183 79V81H182V79ZM188 78V79H187ZM195 78V79H194ZM226 78H227V80H226ZM233 78H234V81H233ZM237 78L239 79V80H237ZM255 78V79H254ZM258 78V79H257ZM71 79H72V77H71ZM70 79V77H69V79H65V81L66 82H68V84L66 83V82H64V84L66 83L67 85L65 86V85H63V87L61 86V88H63V91H62V94L63 93H65V91L67 90V91H71V93L73 92V94H75L76 96H79V94H76V90L78 89V90H80L81 91V89L83 90V88H82V86L80 87V85H81V82L82 81H80V82H78L77 84H74V82L76 83L77 81H75L74 79H72L71 80ZM178 79V80H177ZM179 79H180V81H181V83H180V81H179ZM192 79V81H190V80ZM194 79V80H193ZM231 79H232V81H231ZM235 79H236V81H235ZM255 80V82L257 83V80H258V84H257V86H254V85H252V84H255V82L253 81V80ZM248 80H250V81H248ZM179 82V84H178V82ZM189 83H188V82ZM195 81H197V82H195ZM240 81V82H239ZM247 81H248V83H247ZM71 84H70V83ZM86 82V85L88 86V82L90 83V80L88 81H85ZM84 81L82 82V85H83V87H86L85 85H84V83H85ZM187 82V83H186ZM195 82V83H194ZM238 82V83H237ZM190 83H191V85H190ZM69 84L71 85V86H69ZM79 84V86H78V88H77V86H75V85H78ZM189 85V87H186V86H184V85ZM193 84V85H192ZM248 84V85H247ZM72 85H74L75 87H76V90L73 88L72 89ZM181 85V86H180ZM187 85V86H188ZM197 85V86H196ZM65 86V87H64ZM180 86V87H179ZM196 88H195V87ZM233 86V88L231 89V87ZM235 86H236V88H235ZM238 86V87H237ZM240 86V87H239ZM253 86V87H252ZM89 87H90V85H89ZM184 87H186V88H184ZM246 87V88H245ZM61 88H58L57 89V93L59 92V93H61ZM80 88V89H79ZM87 88V87H86ZM86 88H84V90L86 91ZM175 88H176V90H175ZM178 88H179V90H178ZM189 88H190V90H189ZM193 88H195V89H193ZM229 88H230V90H229ZM234 88L236 89V90H234ZM258 88V87H257ZM256 88V89H257ZM262 88V87H261ZM72 89V90H71ZM185 89V90H184ZM187 89V90H186ZM259 90H260V86H259V88H258ZM55 90V89H54ZM75 90V91H74ZM77 90V91H78ZM83 90V91H84ZM262 90H264V88H262L261 89V91ZM53 91V90H52ZM56 91V90H55ZM55 91H53V93H55L56 94V92ZM67 91H66V93H67ZM80 91H78V92H80ZM181 91V92H180ZM239 91V92H238ZM172 92H173V95H172ZM65 93V94H66ZM81 93H82V91H81ZM176 93V94H175ZM179 93H181V94H179ZM233 93H235L234 95H233ZM239 93H242V94H239ZM60 95L61 97L63 96V95ZM67 94H69V93H67ZM66 94V95H67ZM246 94H245V96H246ZM58 95V96H59ZM65 95V96H66ZM171 95L172 96H175V97H172V99H171ZM176 95H178V96H176ZM248 95V94H247ZM59 96V97H60ZM81 96L82 97H84V93H83V95L81 94ZM168 96H169V98H168ZM80 98V97H79ZM232 98H237V99H233L232 100ZM80 99H83V98H80ZM174 99V100H173ZM177 99V100H176ZM81 101V100H80ZM168 101V102H169ZM74 102V101H73ZM75 102H76V106H77V103L79 102V100H75ZM236 104H235V103ZM238 102V103H237ZM173 103V104H172ZM72 103H69V105L67 106V105H65L66 106V108L67 107H69L68 108V112H70L72 109H75L76 108V106H74V104L73 105H71ZM236 105V107H235V105ZM208 105V106H207ZM240 105V104H239ZM238 105V106H239ZM172 106V107H171ZM40 107V106H39ZM48 107V106H47ZM50 107H54V106H50ZM49 107V108H50ZM59 107V106H58ZM70 107L72 108V109H70ZM210 107V108H209ZM213 107V108H212ZM37 108H38V106L36 107V111H37ZM208 108V109H207ZM7 109L8 110H6V108L4 109V113H8L9 114V116L10 115H12L13 114V110H10V108H8L7 107ZM39 109V108H38ZM45 109H47L46 107H45ZM55 109H59V108H57V105L55 106V108H54V110ZM69 109H70V111H69ZM169 109V110H168ZM237 109V110H236ZM11 112H10V111ZM51 110V109H50ZM67 110V109H66ZM39 111V110H38ZM73 111V110H72ZM180 111H182L181 113H180ZM261 111V110H260ZM259 110L258 111H256V114H258V116H260V114H261V112H260ZM33 112V111H32ZM32 112H28L27 113V115H25V116H23L26 120H31L32 118H31V116L29 117L28 115H29V113H32ZM4 113H2L1 112V115L2 114H4ZM35 113V112H34ZM202 113V114H201ZM240 113V112H239ZM8 114L6 115V114H4L5 116V118L6 119H9L10 120V118H8ZM171 114H173V115H171ZM190 116H189V115ZM199 114V115H198ZM201 114V115H200ZM262 114H264V113H262ZM0 115V116H1ZM34 114H32V116H33ZM35 115L37 116L38 115V113L36 114L35 113ZM35 115L33 116V117H35ZM193 115V116H192ZM197 117H196V116ZM217 115V116H218ZM238 116H240V117H238ZM12 119H14V117H12V116H10ZM170 117V118H169ZM193 117V118H192ZM23 118V119H24ZM192 118V119H191ZM241 118V119H240ZM0 119H1V121H0V128H1V126H6V127H4V129L6 128L7 130L6 131H8V132H10V130H12L11 128H12V124H10V123H12L13 122V120L11 119L10 121L9 120H5V119H3V115L0 117ZM34 119V118H33ZM32 119V120H33ZM198 119H196V120H198ZM3 120V121H2ZM6 122H5V121ZM169 120V121H168ZM201 120L203 121V124H202V122H201ZM188 121V122H189ZM3 122V123H2ZM10 122V123H9ZM14 122H16V120H14ZM187 122V121H186ZM219 124H217V123ZM208 123H210V122H208ZM9 124V125H8ZM17 124V123H16ZM16 124H15V126H16ZM251 124H254V125H251ZM259 124H261V125H259ZM204 125V126H203ZM206 125V126H205ZM251 125V126H250ZM11 126V127H10ZM14 126V125H13ZM14 126V127H15ZM168 126H166V127H164V128H167ZM210 126V125H209ZM72 127H75V129L77 130V129H80V126H78V125H75V126H73L72 125ZM208 127V128H207ZM252 127V128H251ZM205 128L207 129V130H205ZM212 129H213V126L211 127ZM257 128V129H256ZM3 128L2 129H0V131L1 130H3V131H5ZM66 129V128H65ZM58 129L57 131V134L60 136V137H66V138H68V139H70L71 140V138L73 137L72 135H73V133H74V129L73 128H68V129ZM71 129V130H70ZM152 129H153V131H152ZM258 131V133H257V131ZM73 130V131H72ZM3 131L0 133V136H1V134H4L3 133ZM13 131V130H12ZM64 131V132H63ZM71 131L73 132V133H71ZM155 131V132H156ZM213 132H211L210 134H213L215 131H216V129L214 130H212ZM253 131V132H252ZM156 132V133H157ZM160 132V131H159ZM158 132V133H159ZM254 132H256L257 133V135L254 133ZM7 132H5V134H6ZM147 133H145L144 134V136L142 137V138H140V139H135V138H120V141H119V139H118V137L116 138L117 139V141L116 140H114V142H112L111 141V143L108 141V143L106 142H102V144H99L98 145V149H97V147H95V151L94 152H92V154H91V156H89L90 158H89V161H91V170H93V169H95V170H93L94 172H96V173H94V174H96L97 176H96V178H97V180H95V182H94V187L95 186H97L98 185V187H96L95 189L97 190H99V187L101 188V189H103V187L105 186V185H107V186H109L110 184V182L111 181H113L110 177L112 176V175H110V169H114V170H118L117 172V176H116V178H122V177H125V176H123V175H127L126 173H128L127 171V169H129V167L131 168V164H132V166H133V164H135V163H132L135 159H136V157L135 156H137V155H135V154H133V151H134V149H133V147H131V146H133V145H135L134 144V142H136L137 140H139V141H141L142 143H144V147H146L147 145L149 146V145H151L152 143H151V141H153V138H154V136L156 135V133H155V135H149V134H147ZM204 134V133H203ZM69 135H71V137L69 136ZM193 135V134H192ZM205 135V134H204ZM207 135V134H206ZM205 135V136H206ZM68 136V137H67ZM145 136H148L151 140H149V138H147L146 137V140H145ZM211 136V135H210ZM188 137V136H187ZM191 138H192V136H190ZM66 138H64V139H66ZM191 138H189V139H191ZM67 139V140H68ZM128 140V141H127ZM148 140V141H147ZM116 141V142H115ZM119 141V142H118ZM127 141V142H126ZM130 141H131V143H130ZM139 141H137L138 143H139ZM150 142V143H149ZM133 143V144H132ZM137 143V144H138ZM105 144H107V145H105ZM137 144H136V146H137ZM140 144V143H139ZM138 144V145H139ZM141 145V144H140ZM108 146V147H107ZM135 146V147H136ZM142 147H143V145H141ZM140 146V147H141ZM143 147V148H144ZM132 148V149H131ZM99 151V152H97V150ZM107 151L108 150V153L109 152H111L110 154H113V156H114V154L116 155V158H118L117 160V162H115V164H116V168L117 169H115V167L113 168V167H111V166H113L112 164H114V162L113 161H111V163L109 162L110 160H107L106 158H105V160H103V158L104 157H102V155H100V152L102 151ZM133 150V151H132ZM131 151V152H130ZM82 155V156H81ZM93 155V156H92ZM135 155V156H134ZM31 156V155H30ZM28 157L27 155H25L23 158L24 159H22L23 161V165L25 166V167H28V166H30L31 164H33V162L31 161L32 160V156L31 157ZM80 156V159H82V158H84L83 157V153L82 154H80L79 155ZM78 156V157H79ZM97 156V157H96ZM112 156V155H111ZM112 156V157H113ZM118 156V157H117ZM95 157V158H94ZM177 160H179V162H182V163H185L183 160H185L187 157H185L184 156V154H182L181 153V155L180 154H178L177 155ZM26 158V159H25ZM97 158V159H96ZM114 158V157H113ZM137 158H138V156H137ZM109 159V158H108ZM110 159H111V157H110ZM85 159H83V161H84ZM0 161H3V163L5 162L4 160H1L0 159ZM28 161V162H27ZM116 161V160H115ZM136 161H137V159H136ZM186 161V160H185ZM30 162V163H29ZM103 162V163H102ZM109 162V163H108ZM118 163V164H117ZM131 163V164H130ZM0 164H2V163H0ZM6 164V163H5ZM2 165V166H4V168H5V166L6 165ZM30 164V165H29ZM130 164V165H129ZM94 165V166H93ZM127 165H129V167L127 166ZM101 166V167H100ZM121 166H123V167H121ZM124 166H127V167H124ZM3 167H2V169H1V166H0V208H2V209H0V216H2L3 215V217L2 218H4V216H6L7 215V213H9V212H11V211H14L13 212V214H15L16 216H18L17 218H16V220L15 221H17V220H19L18 218L20 217V218H23V217H25L26 218V215H29L30 214V210H31V206L32 205H34V203L35 202H30V203H33L32 205L31 204H29V202L27 201V197H25V195L24 194H19L18 193V195H16V192L17 191H20L19 190V187L18 186H20V185H24V183H25V178H26V175L24 174L25 172H21V171H17L18 173H17V175H16V171L13 173V171L11 172V171H9L8 169L7 170H5ZM7 168V167H6ZM110 168V169H109ZM125 168V169H124ZM120 170V171H119ZM7 171V172H6ZM105 172V173H104ZM11 173H13V174H15V175H13V174H11ZM21 173H23V174H21ZM93 173V172H92ZM21 175H23L24 177H21L20 178V176ZM15 176V177H14ZM99 176V177H98ZM110 176V177H109ZM105 177V178H104ZM24 178V179H23ZM119 178V179H120ZM27 179V178H26ZM98 179H99V181H98ZM110 179V180H109ZM7 180V181H6ZM25 180V181H24ZM106 180V181H105ZM17 181V182H16ZM20 181V182H19ZM107 181H108V183H107ZM3 182V183H2ZM24 182V183H23ZM14 184L15 186H17L16 188L14 187V185H8V184ZM50 183H52V182H50ZM6 184L7 185V187L8 186H10L9 188L11 189H13V187H14V189H15V191L16 192H14V196L13 195H10L11 193H10V189L9 188H6V185L4 186V185ZM53 184V183H52ZM237 187V186H236ZM235 187V188H236ZM3 188H4V190H3ZM6 188V189H5ZM38 188H42V187H38ZM106 188V187H105ZM8 189V190H7ZM13 189V190H14ZM36 190H38L37 188H35ZM43 189L44 188H42V189H40L39 191H43ZM238 189V187L236 188V190ZM9 191V192H7V191ZM6 191V192H5ZM32 192H35L34 193V196L35 197H38L39 198V195L41 194L42 196H43V194H42V192L40 193V194H38L39 192H36L35 190H32ZM262 192H264V190H262ZM7 193V194H6ZM9 193V194H8ZM38 194L37 196L35 195V194ZM44 193V192H43ZM19 197H21L20 198V200H19ZM31 197L33 198V195L31 194ZM41 197V196H40ZM25 198V199H24ZM15 201H14V200ZM34 199V198H33ZM12 200V201H11ZM18 200L20 201V202H24L23 204H20V202H19V206H20V208H18V205H16L15 203H17L18 202ZM25 200H26V202H25ZM4 201H6V202H4ZM12 202V203H11ZM28 203V204H27ZM3 204H6V206L5 205H3ZM56 204V203H55ZM50 205V207H46L48 210L45 212V214L46 215H40L41 217V219L40 218H38L39 216V214L37 215L38 217V222L36 223V221H35V223H36V225L33 223L32 224V221L33 220H36V219H33V220H31V224L28 222H26L27 221V218H26V221H24V219L25 218H23V220H19V223H23V221L26 223V224H30V226H27L26 224V226L27 227H24L23 228V226L21 227V228H23L24 229V233H25V236H23L24 235V233H21L22 235L21 236H19V237H22V240H21V242H19L18 243V245H17V243H13V245H12V248L13 249H11L9 246L7 247V245H5L6 244V242L4 243V245L6 246V247H4V249H3V245H2V243L4 242V240L2 241V239H5L6 241L8 240V236H10L11 234H9L10 232H9V229H11L12 231H11V233L12 232H15V230L16 229H14L16 226L14 225V226H12V225H10V227L8 226V225H5V228L3 227V226H1L2 224H3V222H2V224H1V222H0V228H2V229H0V237H1V240H0V255H2V256H0V264L2 263V264H17V262L16 261H21V260H24V259H28L29 260V258L27 257V256H29V255H27V253H30L31 252V254H32V257H33V251H36L35 252V254H37L38 256H39V254L41 255V251L40 250H42L41 248L43 247V250L45 249V250H47V251H49L50 249V247H51V244L53 245L54 244V246H55V244H57L56 242H58L59 243V245L61 244V241H60V239H58V238H60V233H61V235H62V240H63V228H64V225H63V223H65V222H61V221H63L64 219H62L60 216H58V218H56L57 217V215H59L60 214V209H59V205L57 206V204L56 205ZM11 205H14V206H12L11 207ZM27 207H29V208H27ZM28 205H30V206H28ZM37 204H35V206L34 207H37V208H39L38 206H36ZM6 207V209H5V207ZM17 206V207H16ZM14 207V208H13ZM24 207V208H23ZM27 209H29V210H27ZM45 208V209H46ZM58 209H59V212H58ZM11 210V211H10ZM26 210V211H25ZM64 209H62L61 210V212L63 211ZM3 211V212H2ZM43 211V210H42ZM45 211V210H44ZM44 211H43V213H44ZM5 212V213H4ZM21 212H23V214H21ZM27 212V213H26ZM34 212V211H33ZM39 212V211H38ZM40 212H41V210H40ZM58 212V213H57ZM1 213H2V215H1ZM19 215H18V214ZM26 213V214H25ZM32 213V212H31ZM62 213H64L65 214V212H62ZM61 213V214H62ZM6 214V215H5ZM12 214V213H11ZM10 214V215H11ZM33 214V213H32ZM42 214V213H41ZM64 214H62V215H64ZM49 215V216H48ZM51 215V216H50ZM55 215H56V217H55ZM15 216V217H16ZM21 216H23V217H21ZM42 216H43V218H42ZM48 216V217H47ZM30 217V216H29ZM52 217V218H51ZM63 217V216H62ZM193 218H195L194 216H192ZM192 217H190L189 216V218H186V220L184 221V222H182V224H180V225H182V226H180L179 224L178 225H175V224H172V225H174V226H172L171 228H170V226H169V229H168V233L166 232V233H164V235L165 236H163L162 237V241H164V244L166 245L168 242V245H166V246H170V248H177V247H179V246H181L182 244H184V242L186 241V240H188V242H190V241H196L197 243H198V241L200 242L201 241V243L202 242H204L203 241V239H205V238H207L206 239V241H209L208 239H212L213 237H215L214 235H216V234H214L213 236L211 235L212 233H213V231L215 230V228L213 227V229L214 230H212L211 229V227H209V229H208V225H206V222L205 221H203V224L205 225H203L202 224V222L200 221L201 219L200 218H198V219H200V220H198L197 218H195V219H193ZM6 218V217H5ZM9 218V217H8ZM36 218V217H35ZM64 218H65V216H64ZM0 219H1V217H0ZM29 219V218H28ZM47 219H49V222H50V224L48 223V220ZM58 219V220H57ZM59 219L61 220V221H59ZM7 220V219H6ZM188 220V221H187ZM4 221V220H3ZM21 221V222H20ZM30 221V220H29ZM42 221H44V223L42 222ZM46 221V222H45ZM187 221V222H186ZM201 223H200V222ZM5 222H7V221H5ZM40 222H41V224H40ZM54 224H53V223ZM205 222V223H204ZM17 223V222H16ZM61 223H62V225H61ZM4 224H7V223H4ZM47 224H48V227H47ZM33 225V226H32ZM9 227V229H8V227ZM41 228H39V227ZM42 226H43V228H42ZM49 226H51V228L49 227ZM63 226V227H62ZM107 226H109V225H106V228H107ZM111 227H112V225H110ZM109 226V227H110ZM196 226V227H195ZM31 227V228H30ZM34 227L36 228V230L35 231H33V229H34ZM38 227V228H37ZM53 227H55V230H53L54 228ZM110 227V228H111ZM207 227V228H206ZM20 228V229H21ZM47 228H50L48 231H46L47 230ZM115 228V227H114ZM6 231V235H4L5 234V231ZM7 229V230H6ZM23 229H22V231H23ZM46 229V230H45ZM65 229V228H64ZM108 229V228H107ZM39 231V233L41 232V234H40V236L41 237H43V234H44V237L43 238H41V237H39L40 239H41V241H40V239L38 238V236L39 235H36V233L37 234H39L38 233V231ZM41 230V231H40ZM43 230H45V231H43ZM105 230V229H104ZM110 230V229H109ZM21 231V230H20ZM37 231V232H36ZM112 231H114L113 230V228H112ZM112 231H109L110 232V234H111V232ZM152 231V232H151ZM48 232V233H47ZM54 232V233H53ZM105 232V233H104ZM103 233L104 234H106L107 236H113V234L115 235V234H117V233H115V232H119L120 234H122L123 233V235H124V232L126 233V235H128L127 234V232L125 231V230H121L120 229V231H119V229H118V231H116V228H115V232L112 234V235H110V234H108V230H106V231H104ZM107 232V233H106ZM122 232V233H121ZM135 232H136V234H135ZM133 234H135V235H138V236H135V235H132L133 237H131L130 236V238H127V239H125L126 241H124L123 243V245H124V247L122 246V247H120V249H117V250H115L114 252H112L111 254H110V256L108 255L106 258H105V260H102L103 262H102V264H148V262H149V264H150V262L152 261V260H155V261H157L159 264H177V263H174L175 261L174 260H176V259H178V258H176V259H172V261H171V258H170V256H172L173 257V255L171 254V252H170V256H167V258L165 259V254L167 255H169V253H168V251H170V249L168 248V247H166V246H163L162 244V241H160L159 242V245H156V244H153V240L151 241L150 239H151V237H152V239H153V237H154V234H155V232L156 231H154L152 228H143V229H138V230H136ZM144 232V233H143ZM52 235V234H54V235H52V236H49L50 234ZM139 233V234H138ZM150 233V234H149ZM170 233V234H169ZM215 233V232H214ZM33 234H35V235H33ZM49 234V235H48ZM57 234V235H56ZM99 234V233H98ZM141 234V235H140ZM146 234V235H145ZM152 234V235H151ZM3 235L4 236H6V237H3ZM28 235V236H27ZM100 235H101V233H100ZM103 235V234H102ZM145 235V236H144ZM149 235H151V236H149ZM210 235V236H209ZM30 236V237H29ZM47 236V237H46ZM104 236V235H103ZM135 236V237H134ZM141 237V239H140V237ZM172 236V237H171ZM212 236V237H211ZM49 237V238H48ZM57 237V238H56ZM74 237V236H73ZM99 237L100 236H98V239H99ZM166 237V238H165ZM23 238H26V239H23ZM32 239V241L30 240L29 241V244H27V245H29L31 248H32V250L30 249L29 250V246H28V250L27 249H25V246H27V245H25L24 246V248L23 247H17L16 248V245L17 246H23L24 244H26V241H27V243H28V240L27 239ZM50 238H51V240H50ZM74 238H76V237H74ZM73 238V239H74ZM134 238V239H133ZM139 238V239H138ZM168 238V239H167ZM176 238V239H175ZM42 239H45L44 240V244H43V240ZM59 241H58V240ZM102 239H103V237H102ZM174 239V240H173ZM194 239V240H193ZM26 240V241H25ZM35 240L37 241V243H35ZM39 240V241H38ZM76 239H74L73 241H75ZM137 240V241H136ZM143 241V242H146L147 240L149 241H151V244H150V241H149V244L151 245H149L148 244V241L146 242V243H144L143 244V242H141L140 243V241ZM146 240V241H145ZM177 240V241H176ZM49 241H52V242H50L49 243ZM73 241H72V239H70V241H69V243L71 244H74V243H76V241L73 243ZM101 242L103 241V240H100ZM132 243H131V242ZM182 241H184V242H182ZM205 241V242H206ZM23 242H25V243H23ZM31 242H34V243H31ZM139 242V243H138ZM166 242V243H165ZM172 242V243H171ZM182 242V243H181ZM196 242H193V244H197ZM10 243V242H9ZM8 243V244H9ZM21 243H23V244H21ZM41 243V244H40ZM49 245H48V244ZM181 243V244H180ZM186 243H187V241H186ZM191 243V242H190ZM189 243V244H190ZM10 244H12V243H10ZM9 244V245H10ZM68 243H66V245H67ZM70 244H68V247L71 249L70 251H69V249H66L67 248V246L64 248V249H66V250H64L63 248L62 249H60L61 251H60V253H59V251H57V255H56V257H58V258H60L59 256L61 255V259H58V258H56L55 256H53V255H55L54 253L56 252H54L53 253V255H50L49 253L50 252H47L48 254H49V256H51L52 258H49L50 259V261L53 259V258H55V260H57V261H55V260H53V261H51V262H53L52 264H55L54 262H56V264H57V262L58 261H60L61 260V262H62V260L65 262L67 259H68V256L69 257H74V255L76 254V253H74V252H77L78 253V251H74L73 252V245L71 246ZM129 244V245H128ZM140 244V245H139ZM148 244V245H147ZM152 244L153 245H155L156 247L158 246V247H160L161 248V251H162V249H163V251L161 252V253H163L164 251V258L162 257V255L161 254H158L157 255V253L160 251V249L159 248H156L155 246L154 247H152ZM171 244V245H170ZM173 244V245H172ZM178 244H180V245H178ZM192 244V243H191ZM36 245H37V247L38 246H40V249H38L39 251H40V253H39V251L37 250V247H36ZM45 245V246H44ZM46 245H48V246H46ZM128 245V246H127ZM34 246V247H33ZM42 246V247H41ZM54 246H53V248L52 249H55L54 248ZM127 246V247H126ZM45 247V248H44ZM74 247H75V244H74ZM1 248H2V250H1ZM8 248V249H7ZM20 248V249H19ZM124 248H125V250H124ZM165 248H168L169 250H166ZM172 248V249H173ZM6 249V250H5ZM9 249H11V250H9ZM22 249H25L27 252H25V250L23 251ZM57 249V248H56ZM59 249V248H58ZM146 249V250H145ZM4 250V251H3ZM18 250H20V252L18 251ZM44 250V251H45ZM64 250V251H63ZM159 250V251H158ZM8 253H6V252ZM11 251V252H10ZM19 252L18 254L16 253V252ZM51 251V250H50ZM54 251V250H53ZM68 251H69V254H68ZM158 251V252H157ZM21 252H23V253H21ZM63 252V253H62ZM66 252V253H65ZM155 252V253H154ZM3 253H5V254H7V256H4V254ZM12 253V254H11ZM46 253V252H45ZM51 253H52V251H51ZM66 254V256H65V254ZM73 253H74V255H73ZM10 254V255H9ZM18 256H17V255ZM21 254H24V256L23 257H21L20 255ZM44 254V253H43ZM60 254V255H59ZM64 254V255H63ZM79 254V253H78ZM25 255H27V256H25ZM37 255L34 257V262H37L38 260H36V259H38V258H36L37 257ZM68 255V256H67ZM116 255V256H115ZM161 255V256H160ZM186 256H190V257H186L187 259H186V262H183V261H185V260H183V259H185V257L183 258V257H181L182 259L181 260H183L182 262L183 263H181V262H179L178 264H197V262L199 261H197V262H195V258H193V257H195V255L194 254H190V253H188V254H185ZM194 255V256H193ZM200 255V257L202 258L204 255L206 256L207 254L205 253V252H201V254H199ZM201 255H203V256H201ZM16 256V257H15ZM20 256V257H19ZM46 256V255H45ZM48 256V257H49ZM75 256H77V255H75ZM80 256V255H79ZM157 256H160L161 258H163L164 259V263L162 262V259H159ZM183 256V255H182ZM193 256V257H192ZM205 256L202 258L203 260V262L205 261V259L206 260H208L207 258H209V257H207L206 256V258H205ZM11 257V258H10ZM20 258V260L19 259H17L16 260V258ZM26 257V258H25ZM41 257H43V259H44V256H41ZM48 257H46V258H48ZM170 259H169V258ZM175 257H177V256H175ZM179 257V256H178ZM180 257H179V259H178V261H180ZM193 259H192V258ZM197 257V259H200V257L197 255L196 256ZM199 257V258H198ZM21 258H23V259H21ZM36 258V259H35ZM153 258V259H152ZM174 258V257H173ZM189 258V259H188ZM205 258V259H204ZM13 259V260H12ZM30 259H31V261H32V259L33 258H31L30 257ZM49 259H46L47 261H49ZM152 259V260H151ZM192 259V260H191ZM12 260V261H11ZM27 260V261H28ZM39 260H42V259H40V257H39ZM45 260V259H44ZM147 260H149V261H147ZM194 260V262L192 263V261ZM11 261V262H10ZM30 261V260H29ZM30 261V262H31ZM46 261V262H47ZM50 261H49V264H51L50 263ZM13 262V263H12ZM41 262V261H40ZM43 262V261H42ZM60 262V263H61ZM188 262V263H187ZM201 262V260L198 262V263H200ZM203 262H201V263H203ZM153 263V262H152ZM37 264H39V263H37ZM62 264H64V263H62ZM65 264H66V262H65ZM101 264V263H100Z\"/></svg>",
  "mask_w": 264,
  "mask_h": 264
}]
</instances>
